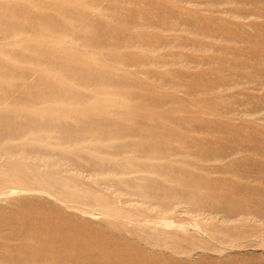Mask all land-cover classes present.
<instances>
[{
    "label": "rangeland",
    "instance_id": "rangeland-1",
    "mask_svg": "<svg viewBox=\"0 0 264 264\" xmlns=\"http://www.w3.org/2000/svg\"><path fill=\"white\" fill-rule=\"evenodd\" d=\"M0 264H264V0H0Z\"/></svg>",
    "mask_w": 264,
    "mask_h": 264
}]
</instances>
